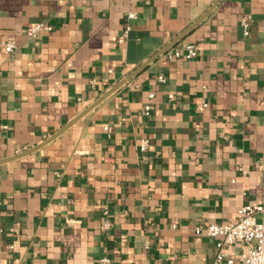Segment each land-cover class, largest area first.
<instances>
[{
  "label": "crops",
  "instance_id": "obj_1",
  "mask_svg": "<svg viewBox=\"0 0 264 264\" xmlns=\"http://www.w3.org/2000/svg\"><path fill=\"white\" fill-rule=\"evenodd\" d=\"M186 43L196 59L165 53L0 165V264H215L195 227L264 206V0H0V159Z\"/></svg>",
  "mask_w": 264,
  "mask_h": 264
},
{
  "label": "built area",
  "instance_id": "obj_2",
  "mask_svg": "<svg viewBox=\"0 0 264 264\" xmlns=\"http://www.w3.org/2000/svg\"><path fill=\"white\" fill-rule=\"evenodd\" d=\"M115 2L117 0H110ZM134 2L135 0H129ZM128 20L136 19V13L131 12L128 15ZM241 25L246 37L250 35L251 23L247 18L241 20ZM129 24L125 25L124 36L120 39V43L126 42V37L130 32ZM52 31L51 26L45 24H37L28 30L30 38H37L43 32ZM2 50L7 54H13L17 49V44L14 38H9L1 45ZM166 57L170 60H187L191 61L198 57L197 46L193 43H186L182 46L171 49L166 53ZM159 80L164 83L165 78L160 77ZM154 95H150V102ZM144 115H151V104L147 105L144 110ZM148 140L142 141L141 150L146 151L148 148ZM104 229H109L110 224L105 223ZM196 235H207L210 238L217 240L215 264H234L230 258L229 250L238 243L245 246V252L242 255V264H264V206L261 205H243L239 208L238 219L230 224H218L207 222L203 225L196 226L194 229ZM10 249H14L10 246ZM110 260L103 258L101 264H109Z\"/></svg>",
  "mask_w": 264,
  "mask_h": 264
},
{
  "label": "water",
  "instance_id": "obj_3",
  "mask_svg": "<svg viewBox=\"0 0 264 264\" xmlns=\"http://www.w3.org/2000/svg\"><path fill=\"white\" fill-rule=\"evenodd\" d=\"M210 13V12H209ZM208 13V14H209ZM206 17L202 18L199 22H197L191 29L193 30L197 25H199ZM189 31V32H190ZM183 37V36H182ZM181 37V38H182ZM178 39L179 40H181ZM177 42V41H176ZM174 42V44L176 43ZM171 44L170 46H167L166 48H164L163 50H161L160 52H158L155 56H153L150 60H148L147 62H145L142 66H140L139 68H137L135 71H133L129 76H127L123 81H121L118 85H116L114 88H112L109 92H107L106 94H104L101 98H99L89 109H87L83 114H81L78 118H76L74 121H72L71 123H69L68 125H66L64 128H62V130H60V132H58L57 134H55L52 138H50L49 140L45 141L43 144L38 145L26 152H24L23 154H20L18 156H15L13 158H4V159H0V165L11 162L13 160L28 156L32 153H35L36 151L40 150L41 148H43L44 146H46L47 144H49L50 142L54 141L56 138H58L59 136H61L62 134H64L71 126H73L79 119H81L84 115H86L87 113L91 112L93 109H95L97 106H99L102 102H104L108 97H110L112 94H114L116 91H118L122 86H124L125 84H127L128 82L132 81L134 78H136L143 70H145L152 62H154L155 60H157L159 57H161L162 55H164L165 53H167V51L174 45Z\"/></svg>",
  "mask_w": 264,
  "mask_h": 264
}]
</instances>
